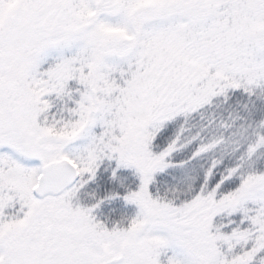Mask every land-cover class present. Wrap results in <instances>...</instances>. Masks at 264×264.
Here are the masks:
<instances>
[{
	"label": "snow or ice",
	"instance_id": "6c2138e0",
	"mask_svg": "<svg viewBox=\"0 0 264 264\" xmlns=\"http://www.w3.org/2000/svg\"><path fill=\"white\" fill-rule=\"evenodd\" d=\"M0 264H264V0H0Z\"/></svg>",
	"mask_w": 264,
	"mask_h": 264
}]
</instances>
